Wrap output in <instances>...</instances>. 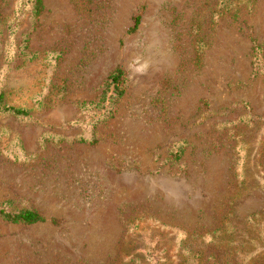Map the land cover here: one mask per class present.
Masks as SVG:
<instances>
[{
  "label": "rangeland",
  "instance_id": "obj_1",
  "mask_svg": "<svg viewBox=\"0 0 264 264\" xmlns=\"http://www.w3.org/2000/svg\"><path fill=\"white\" fill-rule=\"evenodd\" d=\"M41 4L0 0V205L43 218L0 264H264V0Z\"/></svg>",
  "mask_w": 264,
  "mask_h": 264
},
{
  "label": "trees",
  "instance_id": "obj_2",
  "mask_svg": "<svg viewBox=\"0 0 264 264\" xmlns=\"http://www.w3.org/2000/svg\"><path fill=\"white\" fill-rule=\"evenodd\" d=\"M31 12L32 16L36 18L42 12L41 0H31ZM139 22V17L135 16L132 20V26L129 28L128 32H133ZM123 72L116 68L108 76V80L105 84V88L101 92V99L105 101L106 99H112L115 102L122 94L119 83L122 79ZM112 88V91L109 89ZM8 114L15 117H27L28 113L25 110L16 109L10 106H0V115ZM175 159H178V153L174 154ZM250 217H253L251 215ZM0 220L7 223H20L23 225H31L37 222H42L43 218L33 210L21 209V210H9L6 207L0 205Z\"/></svg>",
  "mask_w": 264,
  "mask_h": 264
}]
</instances>
